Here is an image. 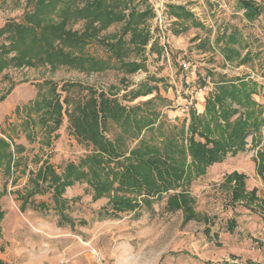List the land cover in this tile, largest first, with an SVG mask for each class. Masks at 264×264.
Segmentation results:
<instances>
[{
  "label": "trees",
  "instance_id": "trees-1",
  "mask_svg": "<svg viewBox=\"0 0 264 264\" xmlns=\"http://www.w3.org/2000/svg\"><path fill=\"white\" fill-rule=\"evenodd\" d=\"M10 1L15 5L24 3L25 9L18 21L9 20L0 27V74L8 69L67 68L86 75L106 71L131 75L145 71L147 46L150 53H159L156 42L151 43L153 37L147 26L155 17L147 0ZM239 7L247 22L260 16V8L252 0H240ZM167 15L180 24L194 19L181 5H168ZM117 25V32L102 34ZM217 38L225 41V60L231 62L227 51L236 41L235 33L227 38L221 33ZM245 61L242 58L240 65ZM159 82L163 80L151 76L120 97L80 83H65L59 93L57 84L49 79L36 84L35 99L15 110L23 115L16 136L24 135L40 149L49 148L66 118L75 139L87 150L77 162L69 161L63 167H53L46 157L36 171L28 170L30 188L24 196L18 192L20 209L35 207L32 198L51 191L55 211L65 222L66 189L85 184L84 194L92 195L94 200L108 199L98 218L118 219L124 213L139 216L164 202L163 212L181 211L184 223L195 219L191 184L211 166L244 152L248 137L257 143L264 116L263 108L252 96L259 86L248 78H218L205 98L202 114H197L193 104L188 107L189 124L182 132L158 111L155 101L168 103L158 93L129 105L156 92L157 87L151 83ZM73 89L77 90L75 97L69 95ZM23 151L14 137L0 138V170L11 179L12 186L20 166L18 156ZM258 155L257 172L262 175L264 154ZM245 180V175L236 172L224 178L231 188L232 209L241 204L251 211L259 205L264 211V201L259 200L255 189L246 190ZM2 216L0 212V220ZM234 227L235 221L230 220L227 229Z\"/></svg>",
  "mask_w": 264,
  "mask_h": 264
},
{
  "label": "rangeland",
  "instance_id": "rangeland-1",
  "mask_svg": "<svg viewBox=\"0 0 264 264\" xmlns=\"http://www.w3.org/2000/svg\"><path fill=\"white\" fill-rule=\"evenodd\" d=\"M147 1L155 13L147 26L153 37L151 43L156 42L159 53H150V46L146 47L145 71L131 75L116 71L86 75L67 68H20L0 74V138L14 137L15 143L24 148L18 156L20 166L14 173L13 186L0 170L1 264H24L29 259L37 264H264V211L259 205L251 211L241 204L232 209L231 188L224 183L225 176L233 172L245 175L246 190L255 189L259 200L264 201V171L262 175L257 172L258 154H264V126L257 143L248 137L244 152L211 166L191 184L196 217L187 223L181 211L163 212L164 202L139 216L124 213L118 219L98 218L108 199L94 200L92 195L84 194L85 184L66 189L65 222L55 211L51 191L35 195V207L20 209L18 192L24 196L30 188L28 169L23 171L26 166L36 171L48 157L53 167H63L69 161L77 162L87 150L75 139L66 118L49 148L40 149L24 135L16 136L23 115H17L15 110L35 99L36 84L44 79L54 81L58 93L65 83H80L118 93L119 97L124 91L137 89L151 76L162 79L163 82L151 83L157 87L156 92L129 105L158 93L168 101H155L158 111L185 132L188 107L193 104L197 114H202L205 98L218 78H248L259 86L252 99L263 108L264 116V0H252L260 8V16L253 22L244 19L240 0ZM168 5L185 6L194 19L176 23L167 15ZM24 9V3L0 1V27L9 20L18 21ZM119 28L120 25L111 26L102 34L111 35ZM231 32L236 41L228 47L232 60L227 62L225 41L217 37L225 33L227 38ZM242 58L246 61L240 65ZM183 63L187 69L182 67ZM76 93L73 89L69 95L75 97ZM230 220L235 221L233 230L227 229Z\"/></svg>",
  "mask_w": 264,
  "mask_h": 264
},
{
  "label": "crops",
  "instance_id": "crops-1",
  "mask_svg": "<svg viewBox=\"0 0 264 264\" xmlns=\"http://www.w3.org/2000/svg\"><path fill=\"white\" fill-rule=\"evenodd\" d=\"M40 165L38 166V168L40 167ZM25 168H28V170H32L33 171V169H31L28 166H26ZM26 173L28 174V171ZM24 264H37V263L36 262H33L32 260L29 259V261H26Z\"/></svg>",
  "mask_w": 264,
  "mask_h": 264
},
{
  "label": "built area",
  "instance_id": "built-area-1",
  "mask_svg": "<svg viewBox=\"0 0 264 264\" xmlns=\"http://www.w3.org/2000/svg\"><path fill=\"white\" fill-rule=\"evenodd\" d=\"M182 67H183L184 69H187V66H186L185 63L182 64Z\"/></svg>",
  "mask_w": 264,
  "mask_h": 264
}]
</instances>
